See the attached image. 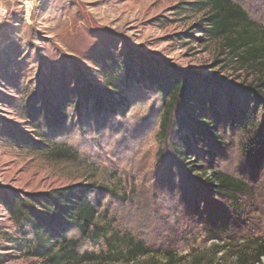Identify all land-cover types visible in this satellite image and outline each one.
<instances>
[{"label":"rangeland","instance_id":"rangeland-1","mask_svg":"<svg viewBox=\"0 0 264 264\" xmlns=\"http://www.w3.org/2000/svg\"><path fill=\"white\" fill-rule=\"evenodd\" d=\"M192 1L7 2L8 13L0 22V193L102 186L100 211L113 232L145 241L147 252L137 263L165 260L170 252L181 258L178 264H236L235 248L246 244L248 251L264 236V166L253 170L241 151L245 136L223 125L220 133L227 147L221 153L209 148L219 168L250 187L240 199L239 212L212 200L203 175H198L200 167L187 175L178 166L173 148L180 137L172 126L163 134L169 97L133 76L125 79L122 63L131 54L135 64H144L141 68L159 64L208 86L219 85L222 95H238L254 75L236 71L220 41L199 33L206 11H196ZM233 1L255 28L264 29V0ZM108 83L122 92L124 105L96 114L90 101L82 105L80 116L69 107L61 124H41L54 143L51 148L22 147V138L40 140L22 108L27 98L49 94L56 104L64 88L113 91ZM16 136L18 143L12 140ZM15 231L0 202V264H49L44 257L9 249L5 234ZM101 247L102 242L88 240L79 245L95 254ZM122 260L106 264H133Z\"/></svg>","mask_w":264,"mask_h":264},{"label":"trees","instance_id":"trees-1","mask_svg":"<svg viewBox=\"0 0 264 264\" xmlns=\"http://www.w3.org/2000/svg\"><path fill=\"white\" fill-rule=\"evenodd\" d=\"M190 4L196 6V11H206L198 23L199 33L206 39L219 40L235 70L254 75L252 82L238 95L229 91L222 95L218 84L217 88L208 86L207 82L201 83L187 72L159 64L141 68L144 64H135L131 54L122 61L125 79L133 76L142 86L149 85L169 97L161 129L164 134L172 126L180 137V144L173 148L178 166L187 175L200 167L202 171L198 175H203V187L208 188L209 197L216 202L222 201V207L239 212L243 207L240 199L250 186L242 178L233 177L219 168L215 153H221L227 147L225 135L220 133L222 126L227 125L245 136L241 151L247 164L253 170L264 166V29L255 28L243 7L233 0H193ZM110 85L106 86L114 88ZM77 90L75 87L69 92L64 88L56 104L51 103L52 98H47L49 94L42 98L36 93L26 99L22 108L40 140L22 138L23 148L37 151L51 148L54 143L49 141L41 124L62 123L69 107H74V112H79L75 114L80 116L82 105L91 101V110L101 114L124 105L126 99L115 88L113 91ZM222 96L226 102L222 101ZM251 104L253 107L250 108ZM91 110L88 114L92 115ZM14 139L19 142L17 136ZM194 153L195 160H192L190 157ZM200 158L204 165L197 163ZM101 189L102 186L85 184L49 191L0 193V202L18 230L14 234H5L6 241L12 245L9 249L27 256L44 257L49 264H106L121 258L133 264H178L181 258L176 260L170 252L165 260L150 258L137 263L147 252L145 241L132 233L113 232L104 211H100L103 206L99 197ZM214 221L220 223L221 220ZM84 240L102 242L103 247L96 254L81 251L79 245ZM252 243L253 247L248 251L244 249L246 244L235 248L236 264L264 263V236Z\"/></svg>","mask_w":264,"mask_h":264},{"label":"built area","instance_id":"built-area-1","mask_svg":"<svg viewBox=\"0 0 264 264\" xmlns=\"http://www.w3.org/2000/svg\"><path fill=\"white\" fill-rule=\"evenodd\" d=\"M16 0H0V22L5 18L8 13L7 2H15ZM32 4H41L44 0H30Z\"/></svg>","mask_w":264,"mask_h":264}]
</instances>
